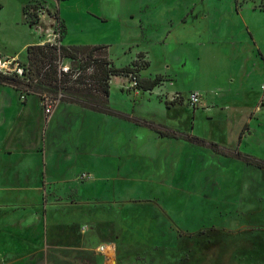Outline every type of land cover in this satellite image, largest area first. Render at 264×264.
<instances>
[{
    "label": "rangeland",
    "instance_id": "1",
    "mask_svg": "<svg viewBox=\"0 0 264 264\" xmlns=\"http://www.w3.org/2000/svg\"><path fill=\"white\" fill-rule=\"evenodd\" d=\"M52 23L64 45L107 43L117 66L138 60L140 69L110 80V105L127 118L61 107L70 142L86 145L72 177L39 172L37 195L9 194L6 173L30 157L16 141L17 156L0 160V264H264V168L186 139L264 158L261 0H0V57L28 66L31 31L42 26L33 44H44ZM157 76L152 89L140 86ZM7 86L27 103L31 93ZM48 99L30 150L38 169L44 129L62 102L48 113ZM28 108H37L35 94ZM143 119L180 137L136 123ZM102 244L110 247L101 252Z\"/></svg>",
    "mask_w": 264,
    "mask_h": 264
},
{
    "label": "trees",
    "instance_id": "2",
    "mask_svg": "<svg viewBox=\"0 0 264 264\" xmlns=\"http://www.w3.org/2000/svg\"><path fill=\"white\" fill-rule=\"evenodd\" d=\"M264 10V0H261ZM25 12V11H24ZM107 45L104 44H30L27 47L29 73L26 78L8 75L0 72V84L14 85L18 89L27 90L28 93L36 94L41 103L46 98L52 101L62 100L78 104L84 108L110 114L113 116H127L110 105V80L112 76L128 75L130 73L138 77V60L129 65L119 67L109 57ZM76 60L78 64L70 66L67 72L60 67L63 59ZM89 69H92L89 71ZM161 76L154 79H142L139 83L144 89H152L159 83ZM15 82V83H14ZM24 85V86H23ZM132 119V118H129ZM157 131L162 136L177 138L180 134L170 128H166L149 120H136ZM248 124H245L240 132L239 140L243 137ZM191 142L206 145L212 150L227 156H234L264 168V160L239 149L230 152L223 149L220 144L197 135L186 136Z\"/></svg>",
    "mask_w": 264,
    "mask_h": 264
},
{
    "label": "crops",
    "instance_id": "3",
    "mask_svg": "<svg viewBox=\"0 0 264 264\" xmlns=\"http://www.w3.org/2000/svg\"><path fill=\"white\" fill-rule=\"evenodd\" d=\"M28 2L29 1H27V3ZM37 27L39 26L35 25V30L33 29V31H31V34L34 37V39L32 40L33 38L32 36L31 38H29V40L25 44L26 49L28 45L35 43L34 42L35 39H38L39 41L40 34L36 32L38 31ZM67 32H68V27H67ZM67 34L68 33H66V36ZM71 44L74 43H69L67 45H71ZM78 44H87V45L104 44L108 46L107 47L108 52L110 48V44L100 43V42L78 43ZM0 53L3 54L4 51L0 49ZM10 92H12L13 94L11 95ZM30 96L31 94L28 97L27 103H23L12 87L0 84V160L7 159V157L17 156L16 141L19 142L21 141V143L24 145L23 149H20L18 151L20 156H23L24 158L30 157V159L27 160V162L24 164V167L20 171L17 172V171L9 170L6 173L7 186L4 187L7 193L12 194L14 191H16L17 195L19 196L37 195L36 190H41L39 185L37 184V181L40 179L34 178V176L39 175V172L45 174L47 180H53V181L56 179L66 180L69 177H72L75 173L79 172V168L74 161L76 159L78 160L81 154H83V152L86 151L85 142H83L82 140H79L77 144H73V142H70L71 136L68 135L69 133L67 132V130L63 129L62 127L63 125H61L63 122L68 121V119L65 120V115H61L60 111L62 106L65 107L67 106L69 108L71 107L78 108L79 110L81 109L90 110V109L84 108L75 103L62 101L60 105H58L57 108L54 110L53 114L50 116L48 120V124L44 129L45 141L43 142V146L45 149L46 163H44L41 166V168L38 169V166L40 164L38 163L37 158L38 155L40 154L37 155V153H34V156H31L32 154L30 150L33 151V147L36 149V143H37L36 135L39 129L42 128L43 130V127H42L41 114L39 112L40 111L39 97L38 95H36L37 108L34 109L35 110L34 111L28 108ZM34 114L35 116H33ZM245 124L248 123L246 122ZM22 137H24L25 139L29 138V140L33 139L34 140L33 145H29L27 142L20 140V138ZM10 151H13V153H10ZM253 156L264 160V158L262 157L256 155ZM33 157H34L35 166L32 165L31 162H29V160H32ZM51 159L55 160V165L52 166L51 172H49L50 169L48 167V163H51ZM27 177H30L31 180L29 181V178ZM19 179L22 180L20 181ZM38 194H40V192H38Z\"/></svg>",
    "mask_w": 264,
    "mask_h": 264
},
{
    "label": "built area",
    "instance_id": "4",
    "mask_svg": "<svg viewBox=\"0 0 264 264\" xmlns=\"http://www.w3.org/2000/svg\"><path fill=\"white\" fill-rule=\"evenodd\" d=\"M38 33L43 29L42 26L37 27ZM48 29L46 30V42L51 44L61 43L59 40L61 39V28L56 27L55 23L50 24ZM61 69L67 72L70 68V65H60ZM0 72L8 75H14L20 78H26L27 73H29V67L26 64H23L18 58L15 57H0ZM190 99L193 103H198L201 101V96L199 92H192L190 95ZM55 101L48 99V103L46 104V111L50 113L52 111V104ZM107 247H110L108 244H102L98 249L101 252H104Z\"/></svg>",
    "mask_w": 264,
    "mask_h": 264
}]
</instances>
